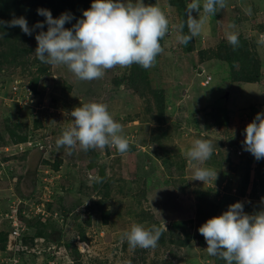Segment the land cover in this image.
I'll return each instance as SVG.
<instances>
[{"label": "rangeland", "instance_id": "obj_1", "mask_svg": "<svg viewBox=\"0 0 264 264\" xmlns=\"http://www.w3.org/2000/svg\"><path fill=\"white\" fill-rule=\"evenodd\" d=\"M157 5L170 21V35L164 38V53L159 55L168 83L164 92L168 106L159 123L151 96L148 103L127 83L115 84L128 68L116 67L102 79L80 81L64 66L40 62L33 68L38 59L34 52L22 72L20 68L8 70L20 74V82L25 80L30 86L36 78L52 80L51 86L45 88L46 81H39V95L29 85V93L16 91L15 95L12 83L7 92L13 100L0 93V208L7 205L12 193L38 204L48 199L44 187L57 192L46 210L50 204L64 241H73L75 246L84 242L79 255L70 253L74 264H213L215 257L208 255V245L199 237L201 219L206 222L220 216L237 202L243 203L248 214L264 209V159L257 161L243 146L246 126L264 112V46L257 44L264 33V0H227V7L186 45H192L191 52L175 39L181 21L177 9L167 0H157ZM249 6L251 15L244 11ZM193 17L198 14L193 12ZM229 24L236 28L228 29ZM226 31H237L248 42L249 57L260 66L261 76L254 82L233 81L231 66L223 58L225 49L220 47L222 42L228 43ZM207 76L212 77L211 84L203 87ZM88 102L108 105L130 144L137 145L136 156L130 157L135 162L130 163L128 152L121 155L115 148L87 152L77 148L70 153L57 147V138L74 120L71 111ZM9 129L19 136L27 134V142L33 146L6 153L4 148L14 143ZM157 129L162 131L159 145L155 143ZM196 138L211 141L214 150L202 167L214 169L217 179L205 184L193 180L185 156ZM249 178L251 187L257 183L256 190L250 188L246 196H239L243 179ZM104 212L109 213L108 223L102 220ZM0 216V229H7L1 211ZM174 221H186L192 234L189 245L173 244L175 239L169 235L147 250L132 249L121 240L133 222L146 228L160 223L168 231ZM29 260L41 261L36 256Z\"/></svg>", "mask_w": 264, "mask_h": 264}, {"label": "clouds", "instance_id": "obj_2", "mask_svg": "<svg viewBox=\"0 0 264 264\" xmlns=\"http://www.w3.org/2000/svg\"><path fill=\"white\" fill-rule=\"evenodd\" d=\"M226 7L227 0L188 2L185 11L189 34L183 33L184 24L179 25L175 36L177 43L186 46L201 35L210 18ZM244 11L247 15L252 14L250 6ZM37 12L46 19L37 22L33 28L23 16L13 17L10 21L0 20V26L19 27L31 36L34 29H43L46 24L47 31L41 30L35 36V56L41 63L66 67L80 81L102 79L106 71L116 67L138 65L144 70L154 67L157 57L164 53L161 41L170 35L166 13L159 5H146L144 0H94L90 9L83 11V18L70 29L65 28V24L74 19L71 14L62 13L59 18H53L50 10L38 9ZM193 12L198 18L193 17ZM227 27L235 29L236 25ZM226 40L235 49L239 46V33L226 31ZM257 44L264 46V33L259 35ZM204 81L203 87L211 84L204 85ZM70 115L74 120L57 138V147H64L70 153L77 148L85 152L115 148L124 155L130 150L124 128L108 111L107 104L84 103L74 108ZM244 133L245 151L257 161L264 159V112L255 116ZM213 151L209 140L196 138L192 141L185 156L193 169V180L205 184L217 179L214 169L202 167L211 159ZM162 231L157 225L146 228L133 222L130 229L122 233L121 240L132 249L147 250L158 245ZM198 231L208 245L206 252L210 257H219L226 264H264V209L248 214L243 203L237 202L220 216L208 219Z\"/></svg>", "mask_w": 264, "mask_h": 264}, {"label": "trees", "instance_id": "obj_3", "mask_svg": "<svg viewBox=\"0 0 264 264\" xmlns=\"http://www.w3.org/2000/svg\"><path fill=\"white\" fill-rule=\"evenodd\" d=\"M167 1L171 7L177 9L181 19L180 25H185L183 28V33L186 35L189 34L186 25L187 13L185 11L188 0ZM93 2L94 0H0V20L10 21L13 19V17L19 18L23 16L27 19L29 27L33 28V26L36 25L37 22H44L46 19L44 16L39 15L37 10L47 9L51 11L53 18H59L62 13L71 14L74 19L70 23L65 24V27L70 29L79 19L83 18V11L90 9ZM155 4H157V0H149L147 1L146 5ZM74 9L76 10L72 12ZM46 28L47 25L45 24V27L43 29H34L33 34L29 36L23 33V31L19 27L0 26V34H3L0 35V73H3L0 78V93L2 92L3 96H11V94L7 91L12 83L15 84L16 80L18 79V75H20L12 74V72H9L8 69H21L28 64L29 57L35 52V49L37 48V41L35 39V36L41 30H44ZM161 44L163 46V40L161 41ZM184 47L186 48L185 45ZM220 47L225 49L226 56H224L223 58H226L231 66V71H233L232 79L234 82H254L256 79L260 78L261 74L259 63L254 62L253 59L249 57V54H251L252 51L245 39L239 38V46L235 49L232 45L226 42H222ZM186 50L188 52H191L193 50L192 45L187 46ZM38 64H40V61L38 59H35L33 68H36V65ZM237 66H239V68H237ZM41 71L46 72V69ZM164 74L165 73L163 70V66L161 65V61L158 56L154 67L148 70H144L138 65H133L132 67L127 69V72L123 78L116 79L115 84L119 86L120 83H127L134 93L140 94V96L144 97L145 99L147 98L148 103L151 102L149 98V96H151L157 107V115L155 116V119L159 123L160 121L164 120V112L168 106L167 100L164 96V92L166 89L165 86H167L168 83L165 80ZM33 81L34 85L30 86L29 82L22 80V83L19 84L18 87L22 89L24 86L29 85L33 93L35 95H39L40 89L38 90L36 87L39 81H41V84L46 81L45 83L47 85H45V88L50 87V83L53 82L52 80L47 82L46 79L44 80L39 78H36ZM18 127L21 126L18 125ZM157 130H159V134L157 136H154L156 140L155 143H158L159 145L162 144L161 142L163 141L162 131H160L161 129ZM8 132H10L13 137V144L25 143L29 138L27 134L24 136L17 135L19 133L16 132L15 129H9ZM136 151L137 145L130 144V150L128 151L127 158L136 156ZM40 152L42 153V150H40ZM133 162L135 161L130 158V163ZM44 171L46 170L43 169L42 172ZM247 175H249V173H247ZM257 178L261 179L260 175L257 174ZM34 181L37 182L38 179H34ZM260 183L261 181H259V184ZM251 185V178H249L248 180L243 179L239 187V196H246V192L250 188L256 190L257 183L254 182V185L252 187ZM53 201L50 204H52ZM9 202L10 198L6 202L7 205H5V207L2 205L4 208H0L2 215H6L8 213L13 214V211L10 210ZM50 204L48 205L47 209L49 215L45 219H43L42 217L31 219L27 216H20L23 224H25L30 230L27 234H25V236L22 237L21 242L23 246L31 247L33 245L31 247L33 248L34 246H36V239H44V242L39 243L38 246L42 251V256L47 259H45V262L47 263L50 259V253H52V251L49 253L48 249L52 247H56V249L59 247H63L66 250V256L63 257V260L74 261L70 253L72 252L77 255L79 253L78 248L77 246H75L73 241H64V236L61 233L62 231H60V229H62L60 227V222L56 215H52L50 210L52 209V206ZM49 206L51 207L49 208ZM108 219L109 213L104 212L102 215V220L105 223H108ZM201 221L202 224L205 223L204 220L201 219ZM6 222L8 223V225L5 226L7 229H0V259L5 256V252L7 251L8 247L9 234L13 229L11 224L8 221ZM87 222H90V220H87ZM155 225L161 227L160 223H156ZM167 235L171 236V240L175 239L171 241L173 244H177L180 247L189 245L192 240V234L187 228L186 221H174L172 224H170L168 231H165L163 229L162 235L160 237L162 240H165ZM199 235V237L201 238V243H203L204 237L201 234ZM49 243L53 244L47 246V244ZM9 254L12 255V253ZM20 255H25V251L20 252ZM21 261L25 262L26 264L28 263V260L24 259V257H22ZM213 264H226V262L219 257H215Z\"/></svg>", "mask_w": 264, "mask_h": 264}, {"label": "built area", "instance_id": "obj_4", "mask_svg": "<svg viewBox=\"0 0 264 264\" xmlns=\"http://www.w3.org/2000/svg\"><path fill=\"white\" fill-rule=\"evenodd\" d=\"M211 80H212V77L207 76L203 84L204 85L209 84ZM20 81L21 80L17 79L15 82L16 87H14L13 89L15 91L14 94L16 95V91L18 92L19 95H22L24 91H25V94L29 93L30 90H28L29 88L27 86H24L22 89L18 87V85L22 83ZM10 98L11 96L8 97L7 99L13 100L12 98L11 99ZM33 144L34 143L31 141L27 143L11 144L10 146H6L4 150L6 153H9L12 151L20 152L24 150L26 146H33ZM44 172L49 175L48 171H44ZM55 178H58V177H53L52 180H55ZM44 180L46 181L47 179H44ZM44 188L47 190V194H48V199L45 200L46 203L45 202L38 203V204L29 203L27 199L19 198L13 193L10 195L9 207H10V210L13 211V214L8 213L6 215H2V220L8 221L13 227V229L11 233L9 234L7 251L5 252V256L1 259L0 264H26L25 262L21 261L22 257L28 260L27 264H68V263L74 264L75 263L72 260H69V261L63 260V257L66 256V250L63 247H59L57 249L56 247L49 248L48 252L50 253L52 251V253H50V256H49L50 259L48 263L45 262L46 258L42 256V251L38 246L39 243L44 242V239H36L35 240L36 246H34L33 248L28 247V246H23L21 242L22 237L25 236V234H27L30 230L25 224H23V221L20 218V216H27L28 218H31V219H36L39 217H42L43 219H45L49 215L46 210V204L51 203L53 201V198L55 197V194L57 192L53 194L54 192L50 190L49 187L48 188L44 187ZM82 244L84 245V242L83 243L79 242L77 245V248L80 252L83 250ZM24 251H25V255L23 256L20 255V252H24ZM9 253H12V255H10ZM35 256H36V259H41V261L34 262V261L29 260L31 257L35 258ZM42 261H44V263H41Z\"/></svg>", "mask_w": 264, "mask_h": 264}, {"label": "bare ground", "instance_id": "obj_5", "mask_svg": "<svg viewBox=\"0 0 264 264\" xmlns=\"http://www.w3.org/2000/svg\"><path fill=\"white\" fill-rule=\"evenodd\" d=\"M35 146V145H34Z\"/></svg>", "mask_w": 264, "mask_h": 264}]
</instances>
